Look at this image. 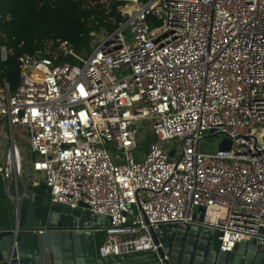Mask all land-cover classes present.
<instances>
[{
	"label": "built area",
	"instance_id": "1",
	"mask_svg": "<svg viewBox=\"0 0 264 264\" xmlns=\"http://www.w3.org/2000/svg\"><path fill=\"white\" fill-rule=\"evenodd\" d=\"M116 1L115 28L90 31L87 52L56 38L18 55L14 89L0 78L13 222L26 152L51 203L109 217L93 230L100 257L156 251L148 228L192 223L195 207L219 252L264 244V0ZM8 52L1 45L0 60ZM14 125L25 126V150ZM142 132L155 136L144 153ZM204 132L228 148L201 150Z\"/></svg>",
	"mask_w": 264,
	"mask_h": 264
},
{
	"label": "water",
	"instance_id": "2",
	"mask_svg": "<svg viewBox=\"0 0 264 264\" xmlns=\"http://www.w3.org/2000/svg\"><path fill=\"white\" fill-rule=\"evenodd\" d=\"M228 145L224 138L218 149ZM172 154L171 149L168 155ZM31 185L16 192L15 224L7 181L0 175V264H264V244L257 245L253 238L242 239L229 252H219L218 231L198 223L203 219L201 207L194 210L192 223H165L159 233L148 228L153 242L161 241L156 251L100 257L93 230L108 225L109 217L91 212L82 202L76 208L51 203L48 186L40 183L33 190ZM41 225L42 233L31 231Z\"/></svg>",
	"mask_w": 264,
	"mask_h": 264
},
{
	"label": "trees",
	"instance_id": "3",
	"mask_svg": "<svg viewBox=\"0 0 264 264\" xmlns=\"http://www.w3.org/2000/svg\"><path fill=\"white\" fill-rule=\"evenodd\" d=\"M145 1V0H142ZM116 0H0V46L8 50L0 60V78L14 89L17 57L56 38L68 40L76 52H87L89 32L112 31L120 15ZM70 60L59 58L58 61Z\"/></svg>",
	"mask_w": 264,
	"mask_h": 264
},
{
	"label": "rangeland",
	"instance_id": "4",
	"mask_svg": "<svg viewBox=\"0 0 264 264\" xmlns=\"http://www.w3.org/2000/svg\"><path fill=\"white\" fill-rule=\"evenodd\" d=\"M125 33H124V37L126 41H130L131 40V34L129 32V27L126 26L125 27ZM84 52H80V54H83ZM139 131H142L141 129ZM13 132L15 134V136L18 138L19 141V145L22 148L23 145H27V133H26V129L25 126L23 125H14L13 126ZM24 134L23 135H21ZM142 139L141 142L138 143V146L136 148V150L140 153H144L147 150V146L149 144V142L153 141L155 139V136L150 134L149 132H142ZM221 139V135L216 134V135H209L207 132H204L203 134V138L200 141V149L201 150H214L217 145H218V140ZM174 145H176L177 141H172L171 142ZM134 156L135 158L137 157L136 152H134ZM194 210H196V207L194 208ZM96 243L97 245H99L101 243V238L98 237L96 238Z\"/></svg>",
	"mask_w": 264,
	"mask_h": 264
},
{
	"label": "crops",
	"instance_id": "5",
	"mask_svg": "<svg viewBox=\"0 0 264 264\" xmlns=\"http://www.w3.org/2000/svg\"><path fill=\"white\" fill-rule=\"evenodd\" d=\"M26 146H27L26 144L23 145L21 149L25 150ZM32 179H33V175H32V172L30 171V163H29L28 155L26 154V152H24L23 173H22L21 179H18V181H17V192L24 190L23 181H25V180L27 181L26 188L29 187V184L32 183V181H36V180H32ZM40 183H41L40 181H38L36 183H32V185H31L32 189L37 190V186ZM10 187L13 189L12 183L10 184ZM94 236H95V240H96V238L98 237V234L94 233Z\"/></svg>",
	"mask_w": 264,
	"mask_h": 264
},
{
	"label": "flooded vegetation",
	"instance_id": "6",
	"mask_svg": "<svg viewBox=\"0 0 264 264\" xmlns=\"http://www.w3.org/2000/svg\"><path fill=\"white\" fill-rule=\"evenodd\" d=\"M95 244H96V246H97L96 240H95Z\"/></svg>",
	"mask_w": 264,
	"mask_h": 264
}]
</instances>
